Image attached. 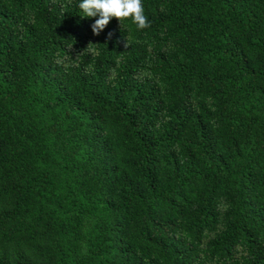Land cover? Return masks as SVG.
Instances as JSON below:
<instances>
[{"label":"trees","instance_id":"obj_1","mask_svg":"<svg viewBox=\"0 0 264 264\" xmlns=\"http://www.w3.org/2000/svg\"><path fill=\"white\" fill-rule=\"evenodd\" d=\"M79 3L0 0V264H264V0Z\"/></svg>","mask_w":264,"mask_h":264},{"label":"clouds","instance_id":"obj_2","mask_svg":"<svg viewBox=\"0 0 264 264\" xmlns=\"http://www.w3.org/2000/svg\"><path fill=\"white\" fill-rule=\"evenodd\" d=\"M78 7L84 16L97 17L91 25L94 35H99L112 18L119 21L122 18H129L138 29L149 26L142 0H80ZM108 36L110 37L111 33ZM125 46L127 47V44Z\"/></svg>","mask_w":264,"mask_h":264}]
</instances>
